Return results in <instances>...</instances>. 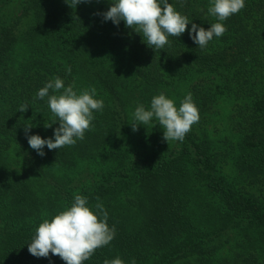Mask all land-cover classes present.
I'll use <instances>...</instances> for the list:
<instances>
[{"label":"trees","instance_id":"trees-1","mask_svg":"<svg viewBox=\"0 0 264 264\" xmlns=\"http://www.w3.org/2000/svg\"><path fill=\"white\" fill-rule=\"evenodd\" d=\"M113 2L0 0V264H65L28 245L76 195L115 228L83 264H264V0L225 21L212 0H168L190 24L161 49L96 15ZM217 22L226 31L201 49L191 24ZM55 77L78 95L95 88L104 107L83 140L41 157L24 127L54 137L48 97H34ZM161 93L177 109L192 95L199 121L183 141H164L155 117L132 129Z\"/></svg>","mask_w":264,"mask_h":264},{"label":"clouds","instance_id":"clouds-1","mask_svg":"<svg viewBox=\"0 0 264 264\" xmlns=\"http://www.w3.org/2000/svg\"><path fill=\"white\" fill-rule=\"evenodd\" d=\"M65 2L75 9L78 4L89 3L91 0ZM244 7L245 0H212L208 13L218 21H225ZM96 15H102L104 21H111L116 26L123 21L127 28H135L134 32L142 33L146 44L152 49L163 48L168 44L169 36L181 37L190 24L188 18L177 12L168 0H114L108 11ZM225 31L226 28L220 22L212 24L208 30L192 23L189 36L203 49L214 36L221 37ZM67 71L70 73L71 69L68 68ZM74 87V84L65 87L64 82L55 77L34 97L40 100L48 97V107L57 118L53 124L59 123L54 137L48 139H42L39 135L29 136L32 126L24 127L29 146L41 157L45 155V146L49 150H58L65 145H74L77 140H83L94 119L93 111H100L104 107L103 100L94 98L95 88L85 89L78 95ZM61 89L62 94L49 95V90L56 93ZM28 108L27 103L22 104L18 112L24 113ZM154 117L162 127V139L167 143L183 141L191 126L199 121L198 109L191 93L184 97L179 109L174 105V101L166 98L163 93L152 98L150 110H146L142 104L138 105L133 113L136 121L132 124L133 131H137L141 124H148ZM86 204L85 197L76 195L69 209L55 215L51 221L44 220L28 245V252L37 258H48L51 253L61 258L65 264H83L96 249L108 245L115 236V228H109L107 212L98 203L96 208L103 217L98 219ZM104 264H123V261L117 257L111 261L105 260Z\"/></svg>","mask_w":264,"mask_h":264}]
</instances>
